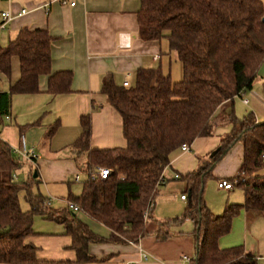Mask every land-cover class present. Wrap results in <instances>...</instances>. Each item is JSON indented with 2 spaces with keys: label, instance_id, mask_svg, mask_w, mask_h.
<instances>
[{
  "label": "trees",
  "instance_id": "16d2710c",
  "mask_svg": "<svg viewBox=\"0 0 264 264\" xmlns=\"http://www.w3.org/2000/svg\"><path fill=\"white\" fill-rule=\"evenodd\" d=\"M137 21L144 39L167 40L169 51L181 64L182 77L174 81L157 67L137 69L128 86L115 84L111 75L103 78L101 91L121 116L126 145L91 147L90 114L81 115V133L73 147L79 153L85 152L87 177L81 194H69L67 200L109 228L107 240L136 242L146 232L144 209L153 201L171 155L182 144L211 136L220 118L231 125V130L208 160L179 177L188 187L187 206L181 216L159 222L157 239H167L171 225L191 220L197 245L190 264H256L257 257L243 245L221 248L218 239L230 230L240 209L264 213V176L259 174L264 166V122L257 123L252 112L238 118L232 105L240 92L252 89L264 60L263 3L140 0ZM52 40L47 30L21 29L7 46H0V72L10 75L13 56L20 64L19 79L7 92H0V122L8 112L11 96L39 92V77L43 74L48 75L47 92L71 90L70 71L51 73ZM54 129L50 127L48 135ZM237 141L243 145L242 163L238 174L227 180L242 189L244 201L227 204L217 215L205 203L204 185L215 165ZM28 162L14 155L0 139V263L49 264L36 257V246L24 242L33 234L36 215L64 223L66 233L72 237L76 261L92 260L88 245L102 238L68 207L61 211L46 208V197L35 188L38 175L33 177L31 173L25 181L14 179ZM98 166L110 168L111 174L106 179H92ZM21 193L28 205L25 210L20 203Z\"/></svg>",
  "mask_w": 264,
  "mask_h": 264
},
{
  "label": "crops",
  "instance_id": "0c3cea01",
  "mask_svg": "<svg viewBox=\"0 0 264 264\" xmlns=\"http://www.w3.org/2000/svg\"><path fill=\"white\" fill-rule=\"evenodd\" d=\"M75 1V5L70 6L62 0H0V24L2 12L9 11L12 15V19L0 27V46H7L21 29L47 30L53 38L50 46L51 73L70 71L72 74L71 90L57 94L47 92L48 75H41L39 92L13 94L7 112L11 120L0 122V139L10 147H17L23 136L26 145L35 150L34 162L23 165L26 179L37 171L35 188L46 198L49 195L55 197L51 208L59 211L67 207L65 201L69 194H81L87 177V171L86 177H82L77 159L83 154L86 160L85 152L79 153L73 147L81 133V115L90 114L91 147L109 149L126 145L121 116L101 91L103 78L111 75L117 85H123L125 80L131 84L137 69L158 67L172 80L181 79L177 74L173 76L171 62L173 59L179 61L175 53L169 51L167 40L141 37L137 21L140 0ZM261 2L264 6V0ZM19 77V59L13 56L10 75L0 72V92H7ZM251 92L264 99V60L252 89L245 94L250 96ZM232 105L238 118L252 112L257 123L264 122V107L256 98L250 97L249 104L245 105L236 96ZM52 126L55 129L48 135ZM230 130V124L217 118L211 136L197 137L188 151L183 152L179 148L171 155L162 173L164 182L158 186L152 201L150 217L144 219L146 232L136 242L107 240L111 230L82 211L75 213L76 218L102 238L88 245L92 260L76 261L72 237L66 233L65 224L58 220L34 216L33 234L24 242L36 246V257L49 264H181L182 254L193 256L196 250L192 221L171 225L168 229L170 236L162 241L157 239L158 224L182 215H179L182 205L185 204V210L188 203V187L179 177L196 170L202 161L208 160L221 138ZM242 157L243 145L237 141L215 165L212 177L206 182L213 180L217 186L219 180L236 176ZM259 174L264 176V166ZM218 189L228 195L225 202L214 206L215 211L209 207L211 200L207 197L205 203L214 214H221L229 203H243V191L236 185L233 184L231 189ZM178 191H187L186 198L181 199L182 193L178 196ZM236 245H243L254 254L256 264H264V213L239 210L232 219L230 230L218 239L221 248ZM143 253H147V258L142 256Z\"/></svg>",
  "mask_w": 264,
  "mask_h": 264
},
{
  "label": "built area",
  "instance_id": "2783aa9c",
  "mask_svg": "<svg viewBox=\"0 0 264 264\" xmlns=\"http://www.w3.org/2000/svg\"><path fill=\"white\" fill-rule=\"evenodd\" d=\"M62 3H68L70 6H74L76 1L75 0H62ZM22 12H25V10H22ZM2 15V23L0 24V27H4L5 23H7L8 21H10L12 19V15L10 14L9 11H5V12H2L1 13ZM156 58V56L154 57ZM123 85L124 86H128L129 83L128 81H123ZM240 96V99L241 101L247 105L249 104L250 102V97L252 98H256L257 100H259V102L263 105L264 107V99L263 98H259V96L256 94V93H253L251 92L250 93V96H247L245 94V92H240L239 94ZM11 120V115L6 113L2 116L1 118V122H4V121H10ZM180 150L185 152V151H188L189 150V145L188 144H182L180 146ZM11 151L14 155L18 156L20 159L24 160V161H29V162H34L35 158H36V153H35V150L32 148V147H28L26 145V142H25V139L23 136H21L20 138V144L19 146L17 147H11ZM263 159H264V156H263ZM111 169L108 168V167H103V166H98L96 167V169L93 171V173L91 174V178L92 179H96V178H99V179H106L110 174H111ZM175 177H179L178 174H175L174 175ZM14 179L17 180V176L16 174L14 175ZM76 180H78V176L76 177ZM164 182V178H163V174L160 176L159 178V181H158V184H161ZM217 186L218 188H224V189H231L233 187V183L230 182V181H227V180H219L218 183H217ZM181 199H185L186 198V195L182 194L181 196ZM55 199V197L49 195L45 200H44V206L46 208H50L51 207V204L53 202V200ZM66 205L69 209L75 211V212H78V211H81V209L79 208L78 205H76L74 202L72 201H69V200H66ZM151 209H152V202H150L146 208L144 209V214H143V217L145 220L149 219L150 217V212H151ZM144 258H147V253H143L142 255ZM192 256L190 255H187V254H182L180 256V263L181 264H190L191 263V260H192Z\"/></svg>",
  "mask_w": 264,
  "mask_h": 264
},
{
  "label": "rangeland",
  "instance_id": "374dc122",
  "mask_svg": "<svg viewBox=\"0 0 264 264\" xmlns=\"http://www.w3.org/2000/svg\"><path fill=\"white\" fill-rule=\"evenodd\" d=\"M181 64H179V62H177L176 60H172L171 62V70H172V73H173V76L175 74H177L178 78L182 77V69H181ZM171 73V74H172ZM175 80H180V79H175ZM248 96V95H247ZM78 165L80 166L81 168V175L82 177H86V160H85V156H83V154L78 155ZM26 169L24 166H22V168L18 171V180L19 181H25L26 180ZM180 182H182L180 180ZM179 182V183H180ZM183 183V182H182ZM214 183V184H213ZM74 184V183H73ZM76 185H79L78 183H75ZM237 188H235L236 190ZM211 190V191H210ZM237 191V190H236ZM178 196L182 193V194H186L187 195V191H178ZM234 194V193H233ZM226 195L227 192L225 191H222L221 189L219 190L216 186V183L215 181L213 180H210V181H207L204 185V198H205V202H206V199L209 198V200H211V205L209 206L210 208H212L214 211L216 210V208L214 206L218 205V203L220 204L221 201L225 202L226 200ZM208 197V198H207ZM179 198V197H178ZM209 202V201H208ZM20 203H21V206L22 208L25 210V208H27V203L26 201L24 200L23 198V193L20 194ZM187 203V202H186ZM184 207H185V204L182 205V213H180L179 215L183 214V210H184ZM175 217V216H174ZM173 217V218H174Z\"/></svg>",
  "mask_w": 264,
  "mask_h": 264
},
{
  "label": "water",
  "instance_id": "95a60500",
  "mask_svg": "<svg viewBox=\"0 0 264 264\" xmlns=\"http://www.w3.org/2000/svg\"><path fill=\"white\" fill-rule=\"evenodd\" d=\"M36 176H37V172L34 171V172H33V177H36Z\"/></svg>",
  "mask_w": 264,
  "mask_h": 264
}]
</instances>
